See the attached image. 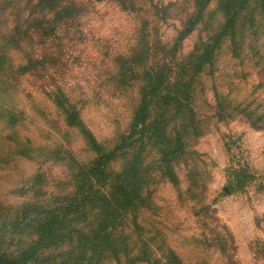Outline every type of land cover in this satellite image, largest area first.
<instances>
[{
  "label": "rangeland",
  "instance_id": "1",
  "mask_svg": "<svg viewBox=\"0 0 264 264\" xmlns=\"http://www.w3.org/2000/svg\"><path fill=\"white\" fill-rule=\"evenodd\" d=\"M153 1L161 12L139 20L138 6L90 0L87 10L86 0V12L58 23L34 59L20 37L8 42L12 9L0 0V256L15 258L33 244L37 218L74 196L76 162L96 158L58 100L80 113L104 151L119 147L110 172L135 169L132 207L106 224L112 240L125 241L122 259L148 248L151 264L172 253L183 264H264V128L252 125L264 127V0H210L182 40L206 0ZM206 42L217 45L200 67L194 55ZM153 70L185 78L191 111L155 102L158 137L124 150L122 135ZM72 226L87 232V214ZM73 237L29 264H74L84 240L76 230ZM104 256L101 264H113L111 252Z\"/></svg>",
  "mask_w": 264,
  "mask_h": 264
},
{
  "label": "trees",
  "instance_id": "2",
  "mask_svg": "<svg viewBox=\"0 0 264 264\" xmlns=\"http://www.w3.org/2000/svg\"><path fill=\"white\" fill-rule=\"evenodd\" d=\"M9 1L15 26L13 25L14 27L9 32L10 39L8 42H15L17 36L20 37L21 42H27V46L32 49L31 53L35 54L34 57L32 56L34 59L38 56L37 53L43 45V40L55 37L58 23H68L76 20L86 12V0ZM107 1L115 2L124 11L136 12L134 11L135 6L143 8V14L138 16L139 20H141V16L149 19L154 11L161 12L153 0ZM15 2L20 5L19 8L15 7ZM89 3L90 0H87V10ZM209 3L210 0L201 2L197 12L188 20L185 28L179 33L178 38L180 40L191 35L195 26L203 20ZM36 40H39V42L36 43ZM177 45L175 44V47ZM215 45H217L216 42L214 44L206 42L203 48L195 51L194 58L200 67L211 61ZM164 63L170 67L174 66L170 61ZM186 83L185 78L179 77L177 80H173L171 77H166L165 79L163 73H160L159 70H153L141 92L140 103L131 120L129 131L122 135L120 148H124V150L132 149L136 143H144L147 137L149 139L158 137L160 122L151 121L152 105L155 102H163L165 109L177 107L180 113L187 110L191 111V90L189 89V83ZM54 100L56 101V98ZM59 103L57 100L56 105L62 109L67 124L79 129L86 143L96 154V158L87 166L76 162L78 173L76 175L74 196L68 202L63 203L62 206L45 209V214H42L35 221L34 227H36L37 238L33 241V244L22 249L15 258L1 255L0 264H29L30 260L36 262L49 244L58 241H73L74 230L80 233L84 240L81 239V243H79V253L74 264H101V259L105 258L104 253L106 250L112 253L113 264H133L144 259H146L145 262L151 264L152 258H147L148 248L143 251L138 250L136 252L137 256L133 258L129 254L124 255V261L117 249L124 245L125 241L112 240V233L108 231L109 225L106 226L108 218L122 219L123 213L132 207L138 190L135 183V169H126L116 175L114 172H110L107 163L110 157L120 150L119 147L109 152L104 151V147L98 142L91 130L85 126L80 113ZM252 125L258 129L264 128L256 123H252ZM176 141V145L181 146L182 140L177 138ZM172 154L175 153L172 152ZM86 214L90 225V227L87 226V232L80 231L72 226L76 219ZM139 238L141 239V236ZM139 241L147 245L145 240ZM155 256L153 264H172V260H175L176 264H183L173 253L170 256L166 255V257L164 254Z\"/></svg>",
  "mask_w": 264,
  "mask_h": 264
}]
</instances>
